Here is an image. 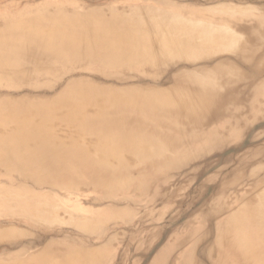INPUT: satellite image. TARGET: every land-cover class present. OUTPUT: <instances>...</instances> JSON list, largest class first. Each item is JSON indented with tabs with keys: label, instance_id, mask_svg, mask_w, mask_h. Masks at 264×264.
Returning a JSON list of instances; mask_svg holds the SVG:
<instances>
[{
	"label": "bare ground",
	"instance_id": "bare-ground-1",
	"mask_svg": "<svg viewBox=\"0 0 264 264\" xmlns=\"http://www.w3.org/2000/svg\"><path fill=\"white\" fill-rule=\"evenodd\" d=\"M180 1L3 5L0 175L22 184L0 188L20 221L0 223V264H264V0ZM82 184L103 213H76Z\"/></svg>",
	"mask_w": 264,
	"mask_h": 264
},
{
	"label": "rangeland",
	"instance_id": "rangeland-1",
	"mask_svg": "<svg viewBox=\"0 0 264 264\" xmlns=\"http://www.w3.org/2000/svg\"><path fill=\"white\" fill-rule=\"evenodd\" d=\"M164 1L168 2V0H164ZM27 2H31V0H24L23 3H22V0H0V17L3 16V15L13 16L14 12L10 8L12 7V8H14V10L18 11L19 9H22L24 6H26ZM92 2L93 1H90L89 3L90 4H95L96 1L93 2V3ZM180 3H181L180 5L186 6V7H188V6L192 7L195 4L193 0H181ZM5 4L10 5V8L6 7V6H3ZM182 8H184V7H182ZM9 176L10 175H8L6 177H3V176L0 175V188H6L8 191H11L13 189L14 190H18L20 188L18 186H21L22 181H16L15 179H12L11 184H8L6 182V180H7L6 178H8ZM182 178H183V176H182ZM87 180L88 179H86V177H85V178H83L81 180V183H85V182H87ZM25 184H28V183L26 182ZM82 185H84V184H82ZM239 187L243 188L244 187V183L240 184ZM51 189H53V188H51ZM169 190H171V189H169ZM88 191L91 192V193H89ZM66 192L73 193V201L76 202V204L78 205L77 209L75 210L76 213L94 214L97 209H99L101 213H103L105 211V209L101 206L102 203L105 202V199L103 197V193H102L101 190L100 191H98V190H89L84 185V188L81 187L80 189L79 188L71 189V190L69 189V190H66ZM83 192H85V193H83ZM171 192H173V191H169L168 193H163V195L159 199L154 200L152 203H148L146 200L149 197L143 195V199H142L143 203L140 205V209L141 210H145L147 208H159V207H161L163 201L169 199V196H170ZM90 195L92 196L91 198H90ZM93 195L96 196V198L93 197ZM82 197H84V198H82ZM145 201L147 203H145ZM7 204H2L3 208H2V206L0 204V211L4 210V209H9L10 211H14V209L12 207H10V205H9L10 203H7ZM125 204H127L126 201L125 202L123 201V202L120 203V205H122V206L125 205ZM0 218H1L0 219V223H5L6 225L15 226L17 224L18 225L20 224V221H18L16 218H13V217L4 219V218H2L0 216ZM169 218L170 217H167L165 219V221H164V223L162 225V228L170 229L171 227H173L176 224L175 220L171 221ZM108 219H109V217H108ZM129 219H130V223H131V226H130L131 228L135 227L136 224L138 223V221H140V218L138 217V214H135V213ZM21 223H22V225L30 226L31 230L34 231L36 234H42V233L45 232L44 234H46V235L50 234L49 236H54L55 237L56 234L61 233L60 238L62 240H66V237H70V238H72V240H74L80 246H84L86 244L87 245L91 244L90 246H94L95 243L101 242V241H103L105 239V238H102V237L100 238L101 240L97 239L98 237L96 235H91V234L85 233L84 231H82L79 228L76 229L74 227H70V226H67V225H59L58 223L57 224L56 223H52V225L47 226L49 224H47V225H45V223L44 224L43 223L39 224V223H35V222H32V221H28L25 218H22ZM121 225H124V224L121 223ZM106 229H107V226L105 227V231H106ZM48 230H49V232H48ZM75 232H77V233H75ZM88 237H90V238H88ZM125 238H128V236L125 235ZM122 244L123 243L120 242V243H118L116 245V248L114 249V253H113L114 254L113 255L114 260L116 258H118L119 254H120V251H121V248L123 246ZM29 252H31V251L29 250L28 253ZM24 256H26V255H24ZM98 264H114V262L113 263H111V261L109 262V256H107V257H104L102 262L98 263Z\"/></svg>",
	"mask_w": 264,
	"mask_h": 264
}]
</instances>
